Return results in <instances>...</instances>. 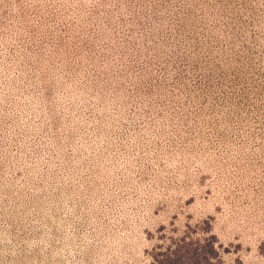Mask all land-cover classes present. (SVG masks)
I'll return each mask as SVG.
<instances>
[{
    "label": "rangeland",
    "instance_id": "374dc122",
    "mask_svg": "<svg viewBox=\"0 0 264 264\" xmlns=\"http://www.w3.org/2000/svg\"><path fill=\"white\" fill-rule=\"evenodd\" d=\"M0 264H264V0H0Z\"/></svg>",
    "mask_w": 264,
    "mask_h": 264
}]
</instances>
